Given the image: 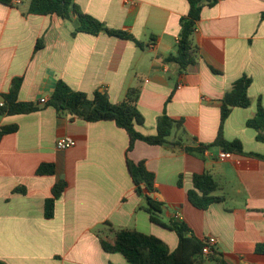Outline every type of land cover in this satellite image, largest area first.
Listing matches in <instances>:
<instances>
[{"label":"crops","instance_id":"1","mask_svg":"<svg viewBox=\"0 0 264 264\" xmlns=\"http://www.w3.org/2000/svg\"><path fill=\"white\" fill-rule=\"evenodd\" d=\"M20 1L0 3V101L15 78H22L18 100L34 103L49 100L59 80L89 98L105 91L114 104L139 87L145 124L138 130L155 135L166 113L184 121L185 133L174 130L164 146L137 141L128 151L129 135L113 121L71 120L45 104L31 114L0 116V129L18 126L0 139V264H130L103 250L105 223L154 235L175 250L178 235L150 220L128 160L145 162L155 174L150 196L164 203L165 221L183 220L200 240L215 236L216 253L227 264H264V255L256 253L264 243V161L240 154L221 160L220 147L203 155L185 150L216 139L221 101L246 75L253 105L233 109L224 137L240 140L246 153H264L257 131L247 126L259 99L264 106V0H207L192 36L199 58L185 71L167 60L177 55L188 0H75L83 13L140 44L79 32L77 16L31 14L30 0ZM63 136L77 145L59 150ZM43 163L54 164L55 174L39 176ZM201 173L213 177V194L223 199L206 210L188 198L194 175ZM63 179L68 186L54 216L46 218L45 202Z\"/></svg>","mask_w":264,"mask_h":264},{"label":"trees","instance_id":"2","mask_svg":"<svg viewBox=\"0 0 264 264\" xmlns=\"http://www.w3.org/2000/svg\"><path fill=\"white\" fill-rule=\"evenodd\" d=\"M191 6L190 12L181 20V32L177 45V55L171 56L167 61L176 62L185 71L188 66L193 65L199 58V47L193 43L192 36L196 30L197 21L200 18L202 7L207 0H188ZM0 3L13 6L15 0H0ZM29 13L39 15L57 14L63 18L70 19L77 16L80 27L79 32L93 35L106 33L122 40H133L140 44L131 34L122 30L108 28L103 22L83 13L75 0H30ZM22 78L12 81L10 92L4 95V105L0 106V116L24 115L37 112L41 109V103L21 102L18 100V92ZM252 79L244 75L225 93L221 101V122L218 135L211 143H199L195 147L185 146L189 153L204 154L214 147H220L222 151L232 154L248 155L264 161V153H246L240 140L229 141L224 137V126L235 107L249 108L253 105L249 95ZM140 88L132 87L126 92L125 98L119 103H112L105 91H96L93 98L81 91L73 90L64 81L59 80L54 92L46 106L54 107L59 115L65 114L71 120L81 119L87 122L113 121L124 129L130 138L128 151H131L137 141H143L153 146H164L172 143L173 131L185 133L184 121L167 115H162L157 122V133L149 136L138 130L139 126L145 124V118L138 109ZM247 126L257 131V139L264 143V106L259 99L256 106V115L247 121ZM18 130L17 125H8L0 129V139L7 134ZM176 145L183 146V141L177 139ZM129 172L135 191L138 195L145 196L147 206L145 210L150 215V220L178 235L179 243L175 250L171 251L168 245L154 235L144 234L133 228H116L111 223L103 224L110 234H99L101 246L106 252H116L130 264H207L215 261L217 264H227L225 260L218 257L213 249L208 255L203 253L204 243L191 234V229L183 221L172 219L165 221L163 217L164 203L154 200L150 194L156 192L155 174L148 170L145 162L134 163L127 161ZM55 165L43 163L39 166V176H51L55 174ZM68 183L64 179L54 185L52 196L45 202V216L52 218L55 213L56 201L61 197ZM218 184L209 173L195 174L193 177V189L189 191V201L197 208L206 210L210 205L223 199L215 196ZM256 253L264 255V243L256 247Z\"/></svg>","mask_w":264,"mask_h":264},{"label":"built area","instance_id":"3","mask_svg":"<svg viewBox=\"0 0 264 264\" xmlns=\"http://www.w3.org/2000/svg\"><path fill=\"white\" fill-rule=\"evenodd\" d=\"M214 1H220V0H214ZM15 2L17 3H21L20 0H15ZM48 102L47 99H41L39 101V103L41 104H46ZM4 105V100L0 101V106ZM77 145V141L71 137V136H63L58 138L57 142H56V147L59 150H67L70 148H73ZM232 153L226 152V151H221L219 154V158L221 160H226L229 159L231 157ZM204 246H203V253L205 255H208L212 252L213 249L216 248V246L218 245V240L215 236H207L205 237L203 240Z\"/></svg>","mask_w":264,"mask_h":264},{"label":"rangeland","instance_id":"4","mask_svg":"<svg viewBox=\"0 0 264 264\" xmlns=\"http://www.w3.org/2000/svg\"><path fill=\"white\" fill-rule=\"evenodd\" d=\"M102 234H103V235H108V234H110L109 229H108L107 227H104V228L102 229ZM212 264H215V263H212Z\"/></svg>","mask_w":264,"mask_h":264},{"label":"water","instance_id":"5","mask_svg":"<svg viewBox=\"0 0 264 264\" xmlns=\"http://www.w3.org/2000/svg\"><path fill=\"white\" fill-rule=\"evenodd\" d=\"M208 1H210V0H208Z\"/></svg>","mask_w":264,"mask_h":264}]
</instances>
